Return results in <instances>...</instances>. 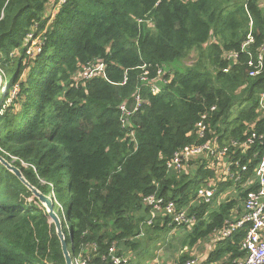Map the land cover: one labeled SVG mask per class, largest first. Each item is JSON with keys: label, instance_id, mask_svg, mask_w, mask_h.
<instances>
[{"label": "trees", "instance_id": "obj_1", "mask_svg": "<svg viewBox=\"0 0 264 264\" xmlns=\"http://www.w3.org/2000/svg\"><path fill=\"white\" fill-rule=\"evenodd\" d=\"M30 34L40 41L35 53H28ZM249 34L256 58L264 47V0H0V69L5 78L13 74L7 96L17 86L0 117V154L54 198L70 227L73 259L114 264L113 245L128 257L142 239L184 228L168 215L149 224L151 195L197 216L183 247L216 238L242 215L248 191L258 188L261 140L234 154L249 164V189L204 161H190L184 172L167 162L187 145L264 133V73L251 76V56L242 51ZM99 64L103 73L77 79ZM210 182L217 192L206 202L198 193ZM247 229L216 239L203 264H238L247 255ZM0 264H66L46 208L1 163Z\"/></svg>", "mask_w": 264, "mask_h": 264}, {"label": "built area", "instance_id": "obj_2", "mask_svg": "<svg viewBox=\"0 0 264 264\" xmlns=\"http://www.w3.org/2000/svg\"><path fill=\"white\" fill-rule=\"evenodd\" d=\"M34 39L33 35L30 34L26 38V44H29L30 39ZM37 40V39H34ZM253 41L251 34L248 36L247 42L243 44L242 51H248L251 58L249 60V65L251 66V76H257L264 73V47L260 49L256 58L252 57V53L247 49L248 44ZM28 53H32L28 49ZM237 56L236 53L229 52L227 57L229 59H234ZM104 68L102 64L96 65V67H87L84 69L81 78H90L95 73H103ZM228 71V69H225ZM0 74L3 79L5 73L0 69ZM0 86V106L4 99L7 100L9 104L12 98L17 93V86L13 87L11 90V95L8 94V83L2 81ZM158 87H155V91H158ZM9 102V103H8ZM5 104V103H4ZM258 108L264 118V89L261 91L258 97ZM121 109L126 114H130V111L123 105ZM214 109V107L212 108ZM3 114V111L0 110V117ZM206 115H203L205 119ZM123 123L127 122V118L123 117ZM198 130L201 137H204L206 126L203 121L198 124ZM256 140H261L259 142L264 143V133L254 132L246 138L244 141L237 139H230L229 142L225 144H220L218 140H208L202 143H196L192 145H187L181 150L177 151L174 156L167 162L169 169H173L179 172L187 171L190 167V161H204L210 168L216 169L217 174L223 176L225 181L241 182L242 187L249 189L252 180L244 181V174L249 170V164H241L239 161H234L238 151L245 152L247 149L251 148ZM264 145V144H263ZM260 153V152H259ZM258 153V154H259ZM255 153V156L258 155ZM260 161L258 162L255 170L256 182L258 188L256 190L248 191L246 199L244 200L243 213L239 218L227 221L226 226L223 230L220 231L217 239H224L230 237L238 229L248 225L246 237L242 243L243 249L246 251L247 255L244 259L238 262V264H264V149L260 153ZM11 158L18 160L19 158L11 155ZM23 162V161H22ZM24 165L26 163L23 162ZM44 182V181H43ZM215 182H210L208 186H204L199 190L198 197L206 202L212 201L214 195L217 192L215 187ZM249 187V188H248ZM233 187L229 188L228 191H231ZM53 194V193H52ZM224 196H220L219 200H222ZM145 202L152 209V218L148 220L149 224H152V221L157 216H170L172 222L176 225H180L185 229H192L195 224L198 222L197 216L195 214H189L184 208H179L174 201H165L161 197L151 195L146 197ZM109 254L111 260L114 264H127V258L118 255L116 247L113 245L109 249ZM74 264H86L85 262H78L77 259H73ZM182 264H199L197 259H188Z\"/></svg>", "mask_w": 264, "mask_h": 264}, {"label": "rangeland", "instance_id": "obj_3", "mask_svg": "<svg viewBox=\"0 0 264 264\" xmlns=\"http://www.w3.org/2000/svg\"><path fill=\"white\" fill-rule=\"evenodd\" d=\"M56 11L52 9V14H54ZM42 41V40H41ZM38 43H40L39 40H34L33 38L29 40L28 49L31 52H36L38 50ZM194 54L191 55V61L194 60ZM187 64V63H186ZM6 78L5 76L0 82V86L3 85L2 81L5 80L11 84L13 74L12 72H6ZM82 74L78 75L77 79H81ZM16 95V93H15ZM13 99L11 100V102ZM10 102V103H11ZM5 103V104H4ZM9 103V102H8ZM7 104V100L4 99L2 101V105L0 106V110L4 112V110L10 105ZM13 161H19L14 160ZM27 166V164L25 165ZM223 199V198H221ZM198 200H196L195 203H197ZM221 202V201H219ZM61 218H63V228H67V234H68V248L71 247V235H70V227H68L66 218H64V215H61ZM186 229H173L169 232L162 231L160 234V237H154L155 239L152 240H145L142 239L141 243L136 246L135 249H129L127 254H130L131 256L125 257L127 258V264H177L176 260L181 257L184 254H188L191 256L190 259H197L198 263L202 264L203 260V254L205 253V243L207 241L203 240L201 243H198L194 248L184 246L181 244L182 239L187 234ZM204 243V244H203ZM204 246V247H203ZM192 252V253H191Z\"/></svg>", "mask_w": 264, "mask_h": 264}, {"label": "water", "instance_id": "obj_4", "mask_svg": "<svg viewBox=\"0 0 264 264\" xmlns=\"http://www.w3.org/2000/svg\"><path fill=\"white\" fill-rule=\"evenodd\" d=\"M2 80L1 74H0V82ZM0 163L5 166L9 171H11L13 174H15L21 182H23L32 192V194L38 198L40 203L46 208L47 214L50 216L51 220L56 225V233L60 239L62 251L64 254V258L66 261V264H74L72 252L68 248V239L67 235L63 230V222L61 219L60 214L55 212L54 210V198H52L49 195H46L42 193L36 186L32 185L24 176L22 170L20 167L14 165L10 161H8L5 157H3L0 154Z\"/></svg>", "mask_w": 264, "mask_h": 264}, {"label": "crops", "instance_id": "obj_5", "mask_svg": "<svg viewBox=\"0 0 264 264\" xmlns=\"http://www.w3.org/2000/svg\"><path fill=\"white\" fill-rule=\"evenodd\" d=\"M230 191H228L227 190V193H229ZM216 201H217V199H216ZM243 208H244V205H243ZM188 230V229H187ZM189 230H191V229H189ZM216 239L217 238H214L213 236H211V237H209L208 239H207V241H206V243L204 244L205 245V247L206 248H204L205 250V253L203 254V257H202V260H203V262H202V264L204 263V261L207 259V257H208V254L215 248V243H216ZM203 241V240H202ZM202 241H199L198 243H201ZM197 243V244H198ZM196 244V245H197ZM195 245V246H196ZM204 247V246H203ZM194 248V246L192 247V249ZM192 253V252H191ZM125 257V256H124ZM129 257V256H128ZM201 264V263H200Z\"/></svg>", "mask_w": 264, "mask_h": 264}]
</instances>
